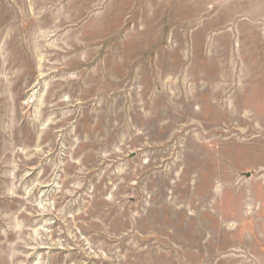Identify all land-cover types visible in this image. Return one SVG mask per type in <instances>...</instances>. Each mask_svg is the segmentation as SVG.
<instances>
[{
	"label": "rangeland",
	"instance_id": "rangeland-1",
	"mask_svg": "<svg viewBox=\"0 0 264 264\" xmlns=\"http://www.w3.org/2000/svg\"><path fill=\"white\" fill-rule=\"evenodd\" d=\"M0 264H264V0H0Z\"/></svg>",
	"mask_w": 264,
	"mask_h": 264
}]
</instances>
